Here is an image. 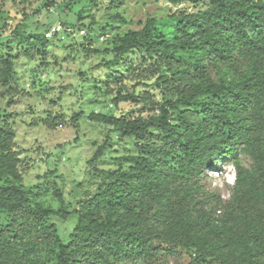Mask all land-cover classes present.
<instances>
[{
    "label": "trees",
    "instance_id": "1",
    "mask_svg": "<svg viewBox=\"0 0 264 264\" xmlns=\"http://www.w3.org/2000/svg\"><path fill=\"white\" fill-rule=\"evenodd\" d=\"M179 17L181 34L172 39L152 36L150 19L142 29L128 30L113 48L107 66L144 47L159 69L158 81L174 96L147 118L87 115L140 140L142 151L121 158L132 163L128 171L97 170L103 182L72 210L77 224L68 241L58 238L53 264H114L99 262L102 245L115 254L148 249L152 256L160 250L155 241L183 248L189 264H259L264 257V0H209L204 10ZM16 37L24 51L46 43L39 34ZM176 67V72L193 71L190 82L171 80ZM212 71L220 74L216 80ZM74 90L79 94L78 87ZM119 100L135 101L136 95L117 93L114 101ZM80 117L74 112L72 120L77 124ZM240 145L251 157V170L240 165ZM7 159L0 156V177L11 172ZM222 159L235 167L227 201L205 186L206 172ZM26 195L21 185H0V211L9 217L0 224V264H26L16 244L26 221L68 215L62 194L56 212L32 209ZM228 218L231 223L225 226Z\"/></svg>",
    "mask_w": 264,
    "mask_h": 264
},
{
    "label": "rangeland",
    "instance_id": "2",
    "mask_svg": "<svg viewBox=\"0 0 264 264\" xmlns=\"http://www.w3.org/2000/svg\"><path fill=\"white\" fill-rule=\"evenodd\" d=\"M208 4L209 0H79L71 5L67 0H0V40L8 38L0 44V156L6 155L11 167L10 173L0 177V185L23 186L32 209L56 212L59 194L68 200L65 218L53 213L26 221L16 243L26 264H53L58 238L68 241L77 224L72 210L93 197L103 182L97 170L128 171L132 163L121 158L142 151L140 140L91 121L87 115L147 118L159 114L161 104L174 96L158 81L159 69L144 47L132 49L107 66L114 57L113 48L128 30H140L150 19L154 20L152 36L172 39L181 34L180 14L204 10ZM17 34L20 40L39 34L46 43L24 51L15 39ZM176 70L171 80L190 82L191 69ZM219 75L211 72L215 80ZM117 93H134L136 100L115 102ZM77 111L81 117L76 124L72 115ZM152 134L158 143V133L152 130ZM99 149V155L91 159ZM238 155L240 165L251 170V157L242 145ZM218 167L220 177L207 171L205 186L227 201L234 177L228 182L224 174L234 173V168L230 162ZM51 170H56L54 176L45 177ZM231 220L226 219L225 226ZM8 221V215L0 211V224ZM153 245L160 250L152 256L148 249L115 254L114 248L102 245L99 262H190V254L173 242ZM259 264H264V257H259Z\"/></svg>",
    "mask_w": 264,
    "mask_h": 264
},
{
    "label": "built area",
    "instance_id": "3",
    "mask_svg": "<svg viewBox=\"0 0 264 264\" xmlns=\"http://www.w3.org/2000/svg\"><path fill=\"white\" fill-rule=\"evenodd\" d=\"M224 162H230V164L232 165V167L234 168V173H232V174H228V173H225L224 175L226 176L225 178H226V181H228V182H230V180H231V177H234V179H235V167H234V165H233V163L230 161V160H223V162H222V160H220V161H218L217 163H216V165H215V168L214 169H212V170H208V172H210V173H212V172H215L216 173V175H215V177L216 178H219L220 177V174H221V169H219V167H218V164H223ZM227 176H229V178L227 177ZM233 183H234V180H233ZM233 185V184H232ZM231 185V186H232Z\"/></svg>",
    "mask_w": 264,
    "mask_h": 264
}]
</instances>
